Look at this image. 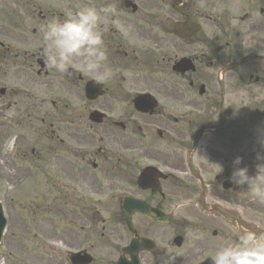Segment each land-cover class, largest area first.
<instances>
[{
  "label": "clouds",
  "instance_id": "1",
  "mask_svg": "<svg viewBox=\"0 0 264 264\" xmlns=\"http://www.w3.org/2000/svg\"><path fill=\"white\" fill-rule=\"evenodd\" d=\"M113 28L129 36L130 28L119 19L115 4L67 10L62 18L53 17L42 26V58L61 74L83 72L104 83L113 75L110 68L102 69L107 60L104 34ZM255 159V173L250 174L247 166H241L243 157L236 156L227 179L236 188H247L252 198L264 204V152H257ZM211 264H264V236L248 232L235 243H225L212 254Z\"/></svg>",
  "mask_w": 264,
  "mask_h": 264
},
{
  "label": "rangeland",
  "instance_id": "2",
  "mask_svg": "<svg viewBox=\"0 0 264 264\" xmlns=\"http://www.w3.org/2000/svg\"><path fill=\"white\" fill-rule=\"evenodd\" d=\"M16 10V6L14 4V2L9 1V0H0V22L4 21V16H2L4 11L7 12H11V11H15ZM262 205V204H261ZM257 209L263 212H258V211H247L249 215H258L259 217L264 219V208L263 209ZM253 220H256L255 218H252Z\"/></svg>",
  "mask_w": 264,
  "mask_h": 264
},
{
  "label": "flooded vegetation",
  "instance_id": "3",
  "mask_svg": "<svg viewBox=\"0 0 264 264\" xmlns=\"http://www.w3.org/2000/svg\"><path fill=\"white\" fill-rule=\"evenodd\" d=\"M148 202H149V204H150L152 210H154V209H153V205L156 204L155 196H154V195H151L150 198L148 199ZM151 217L153 218V216H151ZM145 219H147V218H145ZM140 224H141L142 226H144V223H143L142 221H140ZM157 233H158V229L151 230V234H152L153 236H157Z\"/></svg>",
  "mask_w": 264,
  "mask_h": 264
}]
</instances>
